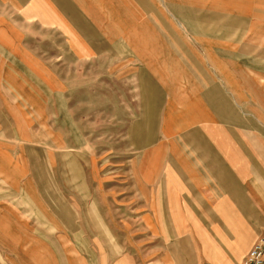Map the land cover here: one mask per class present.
I'll return each instance as SVG.
<instances>
[{
  "label": "rangeland",
  "instance_id": "rangeland-1",
  "mask_svg": "<svg viewBox=\"0 0 264 264\" xmlns=\"http://www.w3.org/2000/svg\"><path fill=\"white\" fill-rule=\"evenodd\" d=\"M46 1L38 7L0 0V264H138L136 252L163 251L182 229L170 227L172 236L157 233L149 242L135 208L145 202L159 159L181 154L179 136L215 117L192 95L195 78L207 79L200 68L218 44L216 60L234 72L239 89L235 98L222 84L230 105L261 129L221 122L220 139L238 147L252 135L254 146H264V0H109L124 10L103 20L102 33L91 37ZM138 1L140 12L129 13ZM169 29L180 32L190 56L171 50ZM165 50L183 60L165 61ZM184 70L194 76L183 81L186 90L180 88ZM172 88L180 95L171 100ZM155 90L162 92L157 99ZM186 112L198 121L178 128ZM139 126L154 131L148 146L132 143ZM255 163H237L247 169L246 178L238 171L239 189L263 183ZM172 181L176 189L187 183L175 170ZM188 196L202 201L191 190ZM58 197L65 218L53 226ZM198 222L191 211L185 223L193 225L183 232L208 238L203 228L200 236L191 234Z\"/></svg>",
  "mask_w": 264,
  "mask_h": 264
},
{
  "label": "crops",
  "instance_id": "crops-1",
  "mask_svg": "<svg viewBox=\"0 0 264 264\" xmlns=\"http://www.w3.org/2000/svg\"><path fill=\"white\" fill-rule=\"evenodd\" d=\"M40 1L27 0V3L37 4L39 7ZM122 1L124 3V0ZM47 3L45 0V4ZM50 3L55 6L60 16L69 18L75 25L81 26L86 37L101 34L103 30L99 29L104 27L103 20H109L112 17L118 18L120 17L119 11L124 10L122 3L109 0H50ZM108 4L116 6L115 15H113ZM136 5L133 10L132 8L127 9L129 13L132 11L133 13L140 12L141 2L138 1ZM82 10H85L86 14ZM92 21H95L98 26L92 27L90 24ZM169 32L174 43L171 50H182L184 51L182 54L190 56V50L184 47V43L178 36L180 32L176 30ZM168 50L163 51V58L165 61L171 62L175 54ZM208 52L206 56L208 63L200 68V71L205 72L208 77L206 80L205 78H195L198 91H195L192 96L203 101V106H208L215 117L206 126L202 128L191 127L179 136L181 154L171 156L169 152H165L159 159L161 162L159 167L155 168L153 173L150 171L151 182L144 190L145 202L136 203V208L133 205V208L139 211L138 215L143 213L144 227L148 232L149 242L152 241L150 239L152 236H157V233L164 237H168L170 234L172 236L173 231L170 227L182 229L175 234L178 237L172 240L170 246L166 247L165 250L156 251L150 247L149 250L136 252L138 264H240L264 227V146H261L260 150L257 144L254 146L251 135L246 144L231 147V145L221 141L218 133L221 122H232L236 126L247 129L256 127L259 130L260 127L251 119L243 120L241 114H248L244 111L237 112L226 97L227 92L222 84L228 86L229 92L235 98L239 89L231 80L234 72L228 69L230 67L227 64H221L216 60L221 52L219 44ZM182 54H178L175 59L183 60ZM157 61L163 62L162 60ZM187 66L186 63L182 64L184 69ZM222 66L224 67L222 68ZM169 77L171 78L170 83H175L177 77L174 73ZM188 78L193 80L194 76L184 70L180 77L182 80L180 88L186 90L187 87L183 81ZM158 85L155 87H159ZM157 92L155 90L154 98L156 99L162 94V92ZM150 95L148 94V96ZM179 95L173 88L169 92L171 100L179 97ZM153 107L158 112V104ZM148 108L151 107L148 106ZM197 121L196 114L191 115L186 112L185 116L177 121V125L178 128H185L196 124ZM153 134L152 128L139 126L136 128L132 143L136 147L148 146L152 142ZM166 138L167 134L165 135ZM256 142L258 141L256 140ZM141 158L142 156L138 159L139 163L142 162ZM246 160L251 162L252 166L253 164L257 166L255 162H258L263 183L260 186L251 183L248 189L244 191L237 187L236 179L242 175L243 178H246L247 169L240 167L237 163ZM134 161L137 164V158ZM174 170L181 175L184 184L185 180L187 182L186 185L181 186V189H176L173 186L172 173ZM238 171L243 172L241 176L238 175ZM252 171L253 167L250 168V172ZM33 175L37 176V173L33 172ZM190 180H196V182L191 183ZM197 185L199 188L202 186V188L193 191ZM142 187L143 185L140 184V188ZM190 190L193 196H199L202 201L198 203L189 201L192 198V196H188ZM144 191L141 190V192ZM139 194L141 195V193ZM60 200L58 197L56 204L58 207L52 206V215L56 216V220L52 217L53 226H59L60 218L62 220L65 218L64 212L63 217H60ZM68 208L65 205L61 210L66 211ZM191 211H197L199 216V222L196 225L197 232L191 231V234L195 233L200 236L199 229L203 228L208 238H190L183 232L184 228L193 225L185 223L190 217ZM68 216L70 217V215ZM174 218L177 222L169 225L168 221ZM86 222V226H92L88 221ZM139 225L141 226V224ZM94 237L92 235L91 239L84 238V241L88 243ZM134 264L137 262L134 261Z\"/></svg>",
  "mask_w": 264,
  "mask_h": 264
},
{
  "label": "built area",
  "instance_id": "built-area-1",
  "mask_svg": "<svg viewBox=\"0 0 264 264\" xmlns=\"http://www.w3.org/2000/svg\"><path fill=\"white\" fill-rule=\"evenodd\" d=\"M240 264H264V227Z\"/></svg>",
  "mask_w": 264,
  "mask_h": 264
}]
</instances>
